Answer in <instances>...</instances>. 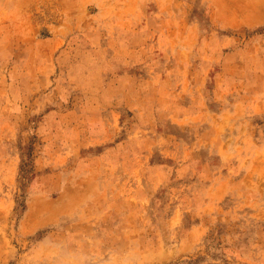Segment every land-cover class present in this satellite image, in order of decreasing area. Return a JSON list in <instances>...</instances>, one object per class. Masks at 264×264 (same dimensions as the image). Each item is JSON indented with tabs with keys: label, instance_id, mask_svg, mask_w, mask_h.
Returning a JSON list of instances; mask_svg holds the SVG:
<instances>
[{
	"label": "rangeland",
	"instance_id": "1",
	"mask_svg": "<svg viewBox=\"0 0 264 264\" xmlns=\"http://www.w3.org/2000/svg\"><path fill=\"white\" fill-rule=\"evenodd\" d=\"M0 264H264V0H0Z\"/></svg>",
	"mask_w": 264,
	"mask_h": 264
}]
</instances>
